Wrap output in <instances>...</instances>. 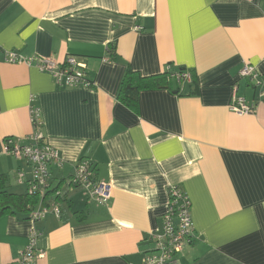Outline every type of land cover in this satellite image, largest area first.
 Returning a JSON list of instances; mask_svg holds the SVG:
<instances>
[{"label":"crops","instance_id":"1","mask_svg":"<svg viewBox=\"0 0 264 264\" xmlns=\"http://www.w3.org/2000/svg\"><path fill=\"white\" fill-rule=\"evenodd\" d=\"M25 59L74 55L94 85L61 86ZM246 63L260 83L243 78ZM131 68L172 77L143 90L137 110L118 99ZM255 111L230 109L234 86ZM63 166L61 216L0 218V264L13 263L38 232V264H142L162 229L168 189L191 200L194 238L173 264H264V0H0V175L27 193L32 167L5 153L4 140L35 131ZM112 185L106 204L68 189L80 159ZM25 177L21 181L19 172Z\"/></svg>","mask_w":264,"mask_h":264},{"label":"built area","instance_id":"2","mask_svg":"<svg viewBox=\"0 0 264 264\" xmlns=\"http://www.w3.org/2000/svg\"><path fill=\"white\" fill-rule=\"evenodd\" d=\"M9 62L25 61L34 64L41 71L53 74L56 82L61 86L79 87L82 85H94V80L87 74L86 62L79 60L74 55H68L62 62L52 57L35 56L28 59L14 51L6 55ZM243 78L261 81L255 66L246 63L239 72ZM179 74L177 75V77ZM183 80H192V74L182 72ZM238 87L234 86L233 99L230 109L239 114H248L255 111L256 105L249 104L237 94ZM32 123L35 131L26 137H9L4 140L5 153L12 154L18 159H25L32 167V176L28 180L27 193L37 198L36 207L30 213L32 221L41 220L48 214L61 216V199L64 195L62 187H53L51 183L50 165L63 166L64 159L60 152L44 141V135L39 132L42 126L41 111L39 107H32ZM22 179L26 176L19 172ZM63 184L68 189L83 187L88 193V199L99 204H106L112 197V185L95 177L94 164L90 159L82 158L74 168V171ZM168 208L162 217V229L159 233H153L150 238L155 246L150 251L142 264H173L176 256L186 246L192 243L194 238V222L191 214V200L179 185H171L168 189ZM38 232L33 231L28 245L23 249L18 258L10 264H38V259L44 257L43 251L36 248Z\"/></svg>","mask_w":264,"mask_h":264},{"label":"trees","instance_id":"3","mask_svg":"<svg viewBox=\"0 0 264 264\" xmlns=\"http://www.w3.org/2000/svg\"><path fill=\"white\" fill-rule=\"evenodd\" d=\"M182 72L184 71L180 70L177 73L165 71L162 74L143 76L140 72L129 68L122 79L118 99L132 110H137L139 96L143 90L169 88L172 77L182 81ZM37 202V198L28 193L19 194L10 191L7 176L0 175V218L6 215H28L30 218V213L36 207Z\"/></svg>","mask_w":264,"mask_h":264}]
</instances>
